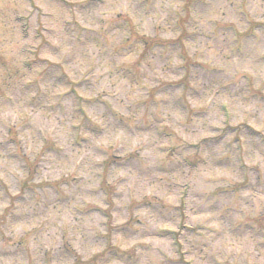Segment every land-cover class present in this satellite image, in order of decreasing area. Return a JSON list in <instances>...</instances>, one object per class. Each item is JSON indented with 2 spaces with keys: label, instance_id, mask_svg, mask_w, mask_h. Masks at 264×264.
<instances>
[{
  "label": "rangeland",
  "instance_id": "obj_1",
  "mask_svg": "<svg viewBox=\"0 0 264 264\" xmlns=\"http://www.w3.org/2000/svg\"><path fill=\"white\" fill-rule=\"evenodd\" d=\"M0 264H264V0H0Z\"/></svg>",
  "mask_w": 264,
  "mask_h": 264
}]
</instances>
